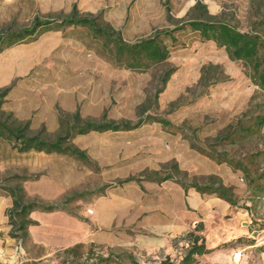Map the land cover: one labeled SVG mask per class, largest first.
<instances>
[{
    "label": "rangeland",
    "instance_id": "obj_1",
    "mask_svg": "<svg viewBox=\"0 0 264 264\" xmlns=\"http://www.w3.org/2000/svg\"><path fill=\"white\" fill-rule=\"evenodd\" d=\"M201 1L210 15L242 33L258 30L264 19V0ZM196 2L0 0V33L10 26L29 27L36 18L67 15L76 4L83 15L103 14L107 23L122 31L126 42L135 43L156 31L173 29L180 20L197 18ZM260 32L264 35L263 29ZM175 36L178 44L165 40L169 59L146 72L118 66L112 47L106 48L85 29L48 32L0 54V89L14 84L4 111L19 122H29L34 133L54 140L60 116L77 109L95 121L136 123L141 117L139 107L145 104L147 114L186 131L151 123L129 133L79 137L74 144L89 162L43 153L19 154L0 140V180L15 185L20 177L29 201L64 208L32 215L36 225L29 228L24 243L11 242L4 223L0 244L5 251L12 243L13 253L0 250V264H64L63 251L78 244L85 253L91 251L87 264H101L97 257L107 258L110 252L132 254L139 264L167 260L179 264L188 248L183 236L195 232L198 224L204 230L196 234L206 239L212 252L198 257L196 264H264V129L252 139L218 148L233 160L254 161L251 184L240 171L193 150L186 135L189 129L199 130L197 143L203 146L247 111L245 119L251 124L254 117L264 114V92L254 85L249 68L232 61L216 43L202 41L189 29ZM210 64L221 67L223 76L218 84L203 90L199 80L203 67ZM170 69L176 73L158 105L154 104L160 79ZM174 104L180 107L171 108ZM173 162L187 173V183L207 184L210 176L218 177L234 189L238 207L194 190L185 195L173 181L145 182L142 187L130 184L95 194L145 170L165 171ZM82 193L81 199L77 195ZM70 198L76 200L67 204Z\"/></svg>",
    "mask_w": 264,
    "mask_h": 264
},
{
    "label": "trees",
    "instance_id": "obj_2",
    "mask_svg": "<svg viewBox=\"0 0 264 264\" xmlns=\"http://www.w3.org/2000/svg\"><path fill=\"white\" fill-rule=\"evenodd\" d=\"M193 11L199 16L192 20H180L174 23L173 29L156 31L152 36L142 39L135 43L125 41L121 30H117L111 24L104 20L103 14L83 15L77 5L67 15H59L56 18L41 20L36 18L31 26L21 29L7 27L0 33V54L13 47L28 41H36L43 34L48 32H63L68 29H85L92 38L105 43L106 48L112 47L114 59L118 66L132 71L146 72L152 66L165 63L170 57V51L165 45V40H171L178 44L176 34L189 29L192 33L199 36L202 41L214 42L219 48L226 50L232 61L243 62L250 70V78L254 85L264 92V19L259 23V29L251 33H242L229 23L223 22L218 17L209 14L207 7L201 0H197ZM170 17V11H168ZM176 69L166 71L160 79V87L156 91L153 103L158 105L160 95L164 93ZM223 72L221 67L207 65L203 67L199 85L204 89L218 84ZM14 84L0 89V140L11 145L12 149L19 154L43 153L46 155H57L69 157L82 162H89L84 151L78 148L74 141L79 137H85L90 134H119L137 131L145 125L157 123L163 129H175L186 132L182 128L175 127L170 121L164 118L147 114L146 104L139 107L141 117L136 123L129 121L116 122L103 118L100 121L84 118L81 110L71 115H61L59 118L60 130L54 140L49 139L45 133H34L29 122H19L12 113L4 111V105L7 102ZM255 98L249 104L254 106ZM180 107L178 104L171 105L175 110ZM250 111L242 114L234 124L229 125L225 131L219 134L213 140L208 141L203 146L197 143V132L199 130L189 129L186 134L191 141V148L218 164H227L235 171L243 173L245 179L251 184L254 182L252 174V164L243 161L233 160L227 152H219L218 148L227 145H235L237 141H245L258 136L264 129V114L254 117L251 124H248L246 117ZM210 150V151H208ZM165 171L145 170L138 176H130L124 180H118L114 185L100 189L98 193H103L107 188L123 187L130 184H136L140 187L143 183L163 184L173 181L178 184L185 195L191 190L201 196H215L219 200L229 204L232 208L238 207L239 201L234 193V189L227 187L216 176H210L207 184H199L194 181L187 183L184 178L187 173L183 172L176 162L166 166ZM20 177H17V183L10 185L0 180V190L11 198L12 207L8 210V225L11 230L9 237L20 242H26L28 231L36 223L31 219L33 213H54L63 211L64 208L56 205H44L43 203L29 201L25 188L22 185ZM83 198L85 195H77ZM76 200L70 198L67 204ZM204 226L198 224L195 232L188 233L184 237L188 242L187 252L179 264H196L198 257L210 254L212 251L207 248L206 239L199 236L196 232H202ZM83 245L78 244L72 248L63 251L65 257L64 264H87L90 260V254L83 251ZM101 264H121L129 261L131 264H139L135 257L129 253L110 252L107 258L98 256ZM24 264H40V262H27ZM160 264H171L169 260Z\"/></svg>",
    "mask_w": 264,
    "mask_h": 264
},
{
    "label": "crops",
    "instance_id": "obj_3",
    "mask_svg": "<svg viewBox=\"0 0 264 264\" xmlns=\"http://www.w3.org/2000/svg\"><path fill=\"white\" fill-rule=\"evenodd\" d=\"M227 205H229V204H227ZM11 207H12V200H11V198L8 197V196H6V195H4V194H1L0 193V231H1V227L3 226L4 223H6V226H7L5 229L7 231H9V232L11 230L10 226L8 225V216L6 214V211L8 213V210ZM37 213H39V212L33 213L32 215L37 214ZM10 241L11 242H15L16 240L10 238ZM12 247H13V244L12 243H9V245L5 248V251H4V247L2 245L0 246V250L2 252H6L8 254H12L13 253V248ZM251 247L252 248H256V246H253V245Z\"/></svg>",
    "mask_w": 264,
    "mask_h": 264
},
{
    "label": "built area",
    "instance_id": "obj_4",
    "mask_svg": "<svg viewBox=\"0 0 264 264\" xmlns=\"http://www.w3.org/2000/svg\"><path fill=\"white\" fill-rule=\"evenodd\" d=\"M237 256H239V259H241V257H242V254L240 253V254H238Z\"/></svg>",
    "mask_w": 264,
    "mask_h": 264
}]
</instances>
